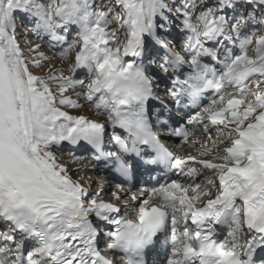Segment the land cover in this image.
<instances>
[{"label":"snow or ice","instance_id":"obj_1","mask_svg":"<svg viewBox=\"0 0 264 264\" xmlns=\"http://www.w3.org/2000/svg\"><path fill=\"white\" fill-rule=\"evenodd\" d=\"M0 264H264V0H0Z\"/></svg>","mask_w":264,"mask_h":264},{"label":"rangeland","instance_id":"obj_2","mask_svg":"<svg viewBox=\"0 0 264 264\" xmlns=\"http://www.w3.org/2000/svg\"><path fill=\"white\" fill-rule=\"evenodd\" d=\"M45 51L47 52V49H45ZM47 54L51 55V52H48ZM56 64H57V66H60V62L58 60L56 61ZM36 74L37 75H41L42 72L36 71ZM81 103H84V102L81 101ZM68 111L71 112L72 110L69 109ZM74 114L75 115L76 114H86V115H88V116H90L92 118H95L94 112H92V110L87 108V107H85L82 112L76 111ZM174 118L175 119H179V117H174ZM165 139L167 140L169 146H172L175 151H180L185 156L189 155V154L196 155L195 148L188 147V146H180L178 143L174 144V141L176 140V138H175V140L174 139L173 140H169V138H167V136H165ZM196 147L198 148L199 145H196ZM58 155L61 157L62 160H69V159L72 158V154L70 152H68V151L59 153ZM83 156L87 157V156H89V154L88 153H84ZM90 161H91L90 159H85L83 161V163L77 162L75 164L69 165V167L71 169L81 168V167L84 168L83 172L74 173L73 174V179H80L81 177H84L85 178V180H84L85 186L87 187L89 184H91L92 185V189L94 191L96 185L98 184V182L100 180V178L101 177L105 178V176L102 173H100V172H98V173L89 172V169H91L90 167H93V165L90 164Z\"/></svg>","mask_w":264,"mask_h":264},{"label":"bare ground","instance_id":"obj_3","mask_svg":"<svg viewBox=\"0 0 264 264\" xmlns=\"http://www.w3.org/2000/svg\"><path fill=\"white\" fill-rule=\"evenodd\" d=\"M76 112V110H72L71 112H70V114H73V115H75L74 113ZM166 136V135H165ZM175 140V138H171V139H169V140ZM182 149V148H181ZM74 152H75V154L76 155H83L84 153H87V152H85V151H83L82 149H74L73 150ZM176 154L177 155H181V156H185V155H183L182 154V152H180V151H177L176 152ZM91 169H89V172H93V173H98V172H101V170L96 166V164H94L93 163V167H90ZM107 179H110V177H107Z\"/></svg>","mask_w":264,"mask_h":264}]
</instances>
